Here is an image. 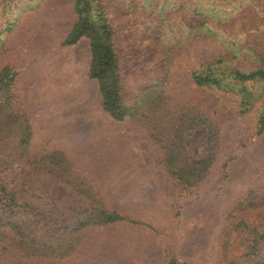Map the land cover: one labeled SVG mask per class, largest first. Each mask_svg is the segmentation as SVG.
<instances>
[{
    "label": "rangeland",
    "instance_id": "rangeland-1",
    "mask_svg": "<svg viewBox=\"0 0 264 264\" xmlns=\"http://www.w3.org/2000/svg\"><path fill=\"white\" fill-rule=\"evenodd\" d=\"M90 9L115 54L121 121L89 76L90 40L62 44L75 0H0V74L15 73L0 83V179L25 170L57 187L0 199V215L28 223L23 239L0 227V264H264V81L233 80L264 69V0ZM203 71L219 84L197 85ZM101 210L126 220L100 224Z\"/></svg>",
    "mask_w": 264,
    "mask_h": 264
},
{
    "label": "trees",
    "instance_id": "trees-1",
    "mask_svg": "<svg viewBox=\"0 0 264 264\" xmlns=\"http://www.w3.org/2000/svg\"><path fill=\"white\" fill-rule=\"evenodd\" d=\"M94 0H75V12L77 19L72 29L63 41V45H74L79 39L85 37L90 40V52H91V64L89 69V76L98 81L99 90L102 95V108L109 113L115 120H123L125 111L121 107L119 102L116 79H115V67L116 58L109 40L105 39L107 35V27L103 25L105 21L95 20L92 18L91 6ZM15 77V73H11L10 69L5 68L0 74V83H5V86H9L12 79ZM192 78L197 85H209L219 84L216 80L211 79L212 75L208 72H194ZM233 80L238 83H246L251 81H264V69L258 68L251 70L248 73L236 71L233 75ZM19 130L22 133L20 136V145L25 147L29 142L30 134L28 121L21 116ZM264 131V113L259 118L258 133ZM57 155V151L55 153ZM61 155L58 153V156ZM172 152L169 155L171 158ZM208 160L202 162V165H207ZM38 175H32L21 170L19 172H12L4 175L0 179V199L6 200H24L28 195L46 194L57 197V187H33L29 184L33 178ZM17 213V212H15ZM126 220L122 215L114 211H100L98 222L100 224L115 223L118 221ZM86 224L88 221H85ZM28 223L22 222L15 216L9 215V213H2L0 215V227H9L12 230H16L22 239L26 238L22 234L27 229ZM20 245L23 244L21 240ZM168 264H180L176 261H171Z\"/></svg>",
    "mask_w": 264,
    "mask_h": 264
}]
</instances>
